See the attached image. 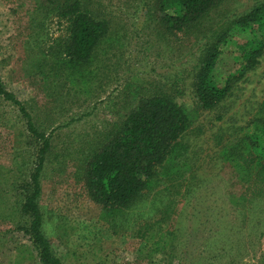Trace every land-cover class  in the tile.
<instances>
[{"label":"rangeland","instance_id":"374dc122","mask_svg":"<svg viewBox=\"0 0 264 264\" xmlns=\"http://www.w3.org/2000/svg\"><path fill=\"white\" fill-rule=\"evenodd\" d=\"M256 1L220 0L175 31L160 24L156 0H80L108 29L88 59L74 61L64 55L68 22L56 4L0 0V81L49 142L39 174V205L44 234L64 264H264V193L243 199L242 191L257 182L234 169L239 183L228 189L225 177L233 171L221 170L222 148L247 145L254 134L259 143L264 130L259 121L264 48L259 63L239 76L236 68L230 71L229 55L219 56L220 74L237 78L216 108L197 105L191 84L206 32ZM151 95L170 96L191 114L181 166L187 186L164 202L163 192L172 189L157 186L113 227L83 188L81 169L114 123L139 98ZM42 142L27 130L17 107L0 96V264H40L21 228L25 217L18 205L30 192ZM250 167L254 171L257 165ZM162 204L168 206L167 217L158 213ZM150 215L173 234L158 241L155 226L147 238H138L136 224Z\"/></svg>","mask_w":264,"mask_h":264},{"label":"trees","instance_id":"16d2710c","mask_svg":"<svg viewBox=\"0 0 264 264\" xmlns=\"http://www.w3.org/2000/svg\"><path fill=\"white\" fill-rule=\"evenodd\" d=\"M47 1L56 4L59 14L67 17L68 38L64 55L74 61L88 59L97 41L107 32L106 20L91 16L83 9L80 0ZM219 1L156 0L160 24L167 30L181 31L202 18ZM204 37L206 41L197 47L200 49L193 66L191 84L197 105L211 109L220 106L224 101L234 78L259 63L258 57L264 48V0L256 1L246 12L234 18H227L223 27L213 29L212 33L206 32ZM223 53L229 55L232 65L230 71L236 68L234 73H239L237 76L231 73L227 76L220 74L217 68L218 59ZM0 96L11 101L26 118L27 130L43 139L38 152V165L31 174L30 192L18 205L19 211L25 217V227L21 228L29 234L40 264H64L52 250L44 234L39 205V174L49 142L44 134L37 130L22 103L3 88L1 81ZM263 111L264 103L260 108L263 115L259 120L261 123H264ZM191 122L190 112L170 96L141 97L114 123L112 132L101 147L85 160L81 169L83 188L88 196L101 206L102 217L110 221L113 227L119 226L130 210L151 197L157 186H162L163 191L172 189V192L166 191V195L163 192V202L165 197L170 200L183 193L187 186V170L182 168L187 147L183 138ZM246 136L251 137L253 134ZM259 137V143L254 134L247 145L235 144L222 148V156L220 155L222 172L228 169L233 171L225 177L228 189L239 183L234 169L247 171L241 176L251 175L253 181L257 182L259 188L251 189L250 185L245 188L248 193L240 189L243 194H240V197L243 199L244 194L256 198V195L264 193V130ZM254 164L257 167L252 172L249 169ZM166 204L158 207V213L164 214L165 217L169 215ZM151 216L141 218L142 221L136 224L135 235L138 238H147L148 231L153 230L155 226L157 227L154 234L158 235V241L173 234L170 227L165 229L158 226L161 219H152Z\"/></svg>","mask_w":264,"mask_h":264}]
</instances>
